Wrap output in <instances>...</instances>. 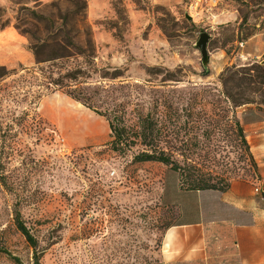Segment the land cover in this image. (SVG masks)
<instances>
[{
	"label": "rangeland",
	"instance_id": "1",
	"mask_svg": "<svg viewBox=\"0 0 264 264\" xmlns=\"http://www.w3.org/2000/svg\"><path fill=\"white\" fill-rule=\"evenodd\" d=\"M86 1L95 40L93 65L80 59L67 66L92 70L90 83L116 86L118 101L134 102L130 112L135 107L146 112L157 97L172 100L180 110L197 99V112L202 101L206 114L212 112L206 88H221L220 74L232 64L257 60L244 56L245 43L255 38V47L264 37V0ZM26 7L57 16L59 9L75 5L70 0H0V65L18 71L0 78V176L8 184L0 177V248L21 264L35 263L32 246L15 225L19 210L43 250L40 264H239L216 252L214 235L208 236L206 257L165 260L163 235L191 215L167 197L179 175L162 162H134L140 146L125 154L111 149L106 117L63 91L38 96L42 87L21 69L36 65L30 38L17 28H35ZM202 32L211 35L208 76L200 75L205 67L196 47ZM154 66L162 70L150 76L147 68ZM116 68L122 76L100 77ZM166 69H180L179 81H161ZM237 110L244 123L264 118V106ZM187 138L189 144L181 146L189 148L186 157L179 158L214 171L220 185L255 178L240 146L224 147L218 136L209 140L205 129ZM210 145L222 146L218 161L206 152ZM0 264L20 263L2 251Z\"/></svg>",
	"mask_w": 264,
	"mask_h": 264
},
{
	"label": "trees",
	"instance_id": "2",
	"mask_svg": "<svg viewBox=\"0 0 264 264\" xmlns=\"http://www.w3.org/2000/svg\"><path fill=\"white\" fill-rule=\"evenodd\" d=\"M75 7L62 11L59 9L57 16L39 13L34 9L29 10L28 16L34 22L35 28H17L21 33L30 38L29 49L34 53L36 65L34 68L22 67L27 74L31 75L42 91L38 96L46 93L63 91L67 96L75 101L84 104L91 111L106 117L111 129V139L108 145L111 149L125 154L136 147L141 150L134 154V162H162L169 166L179 175L182 190L205 191L207 189H217L226 191L231 182L226 181L219 184L216 179L219 177L212 170H202L196 163L189 162L186 158L185 164L179 156H185L187 150L183 146L188 145L187 136L191 132L205 131L209 140L225 142L224 147L240 146L244 160L250 167L257 170V162L252 155L249 141H247L245 126L237 117L238 108L257 104L264 106V63L262 60H254L248 65L238 66L232 64L220 74L221 88H206V95L212 106V112L204 109V103L199 102L200 111L197 112V99L180 110L170 99L157 97L146 112L141 107L132 108V113L128 109L131 100L118 101L115 97L118 88L114 85L105 86L103 84H93L88 80L92 75V70L83 68L80 64L67 66L71 60H80L86 64L93 65L95 57V40L92 36V28L86 20V10L88 8L86 0H70ZM77 1L81 2L78 4ZM1 15V14H0ZM81 22V25L79 23ZM83 24V25H82ZM3 27L6 25L2 24ZM80 35L86 36L84 41H80ZM94 69H98L97 67ZM162 68L158 66L148 67L147 73L150 76L159 73ZM121 69L105 71L100 77L103 79H116L122 76ZM179 70L166 69V75L161 81L170 83L179 81L177 74ZM13 73H18L16 69L8 70L4 65H0V78H5ZM211 69L204 68L200 75L208 76ZM125 86V85H124ZM260 95V100L255 98ZM129 97V96H128ZM204 98V97H202ZM188 117L187 122L182 124V118ZM207 123V124H206ZM185 135V137H183ZM181 144V145H180ZM200 146V144H198ZM222 146L210 145L206 150L201 147V152L210 154L211 161H218L217 155ZM223 150V149H222ZM224 151V150H223ZM220 161V160H219ZM1 177V176H0ZM260 178L255 173V179ZM5 185L7 181L1 177ZM15 225L21 231L27 242L33 248L35 257L34 264H40L39 255L43 250L39 249V241L26 225L22 213L16 210ZM6 252L17 263L21 260L11 254L6 248H0V252Z\"/></svg>",
	"mask_w": 264,
	"mask_h": 264
},
{
	"label": "crops",
	"instance_id": "3",
	"mask_svg": "<svg viewBox=\"0 0 264 264\" xmlns=\"http://www.w3.org/2000/svg\"><path fill=\"white\" fill-rule=\"evenodd\" d=\"M248 40L246 55L258 60L264 55V37ZM245 111V110H244ZM247 141L257 162L256 172L264 177V118L244 123ZM257 179H237L228 190H182L179 178L167 197L188 220L174 224L163 235L161 253L166 261L206 257L209 235H214L216 252L239 264H264V203L254 190ZM264 188V186H263ZM182 208V209H181ZM208 237V238H207Z\"/></svg>",
	"mask_w": 264,
	"mask_h": 264
},
{
	"label": "water",
	"instance_id": "4",
	"mask_svg": "<svg viewBox=\"0 0 264 264\" xmlns=\"http://www.w3.org/2000/svg\"><path fill=\"white\" fill-rule=\"evenodd\" d=\"M190 19H192L191 16L188 15ZM211 38V35L207 32H202L200 35V38L198 39L196 43V47L200 49V52L202 54V64H204V67L206 69L209 68V57H210V52L208 48V43ZM264 63V62H263Z\"/></svg>",
	"mask_w": 264,
	"mask_h": 264
},
{
	"label": "built area",
	"instance_id": "5",
	"mask_svg": "<svg viewBox=\"0 0 264 264\" xmlns=\"http://www.w3.org/2000/svg\"><path fill=\"white\" fill-rule=\"evenodd\" d=\"M240 46H243V43H240ZM264 177L257 179L256 184L254 185L255 192L259 195L260 201L264 203Z\"/></svg>",
	"mask_w": 264,
	"mask_h": 264
}]
</instances>
